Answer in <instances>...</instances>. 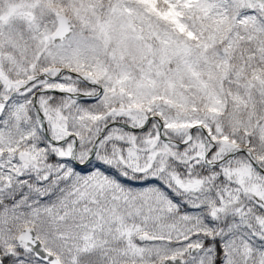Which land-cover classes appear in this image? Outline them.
<instances>
[{"label":"snow or ice","instance_id":"obj_1","mask_svg":"<svg viewBox=\"0 0 264 264\" xmlns=\"http://www.w3.org/2000/svg\"><path fill=\"white\" fill-rule=\"evenodd\" d=\"M0 264H264V0H0Z\"/></svg>","mask_w":264,"mask_h":264}]
</instances>
